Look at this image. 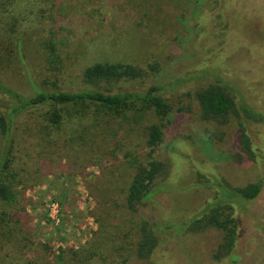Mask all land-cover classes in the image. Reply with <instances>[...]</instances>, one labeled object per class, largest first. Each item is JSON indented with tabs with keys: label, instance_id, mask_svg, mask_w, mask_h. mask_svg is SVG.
<instances>
[{
	"label": "rangeland",
	"instance_id": "obj_1",
	"mask_svg": "<svg viewBox=\"0 0 264 264\" xmlns=\"http://www.w3.org/2000/svg\"><path fill=\"white\" fill-rule=\"evenodd\" d=\"M12 25L24 60L0 70L6 87L32 96V82L41 87L46 78L57 76L62 89H77L88 65L123 62L145 74L114 83L115 89L162 86L160 94L173 110L163 120L147 112L136 122L130 113L129 119L109 118L111 123L96 128L89 118L80 123L67 118L60 130L51 132L52 142L46 129L36 131L43 128L37 124L43 110L20 118L16 165L23 168L17 179L22 182L20 207L26 210L20 215L27 241H3L0 264H56L54 256L63 249L101 246L106 238H118L122 245L133 240L139 223L157 221L160 212L151 206L140 207L133 220L122 205L123 189L136 171L129 162L133 157L147 160L152 123L164 124L155 158L167 164L158 180L171 176L176 187L166 193L172 213L183 212L191 185L212 173L234 186L263 183L260 196L240 217V258L233 264H264V167L242 155L238 119L227 124L204 120L196 97L219 79L236 102L243 100L264 115V0H0L1 33ZM49 42L56 43L62 58L55 75L48 69ZM256 126L264 148V121ZM75 127L79 133L73 136ZM254 129L252 124L251 134ZM176 142H182L194 165L169 175L174 166L167 148ZM212 194L207 188L194 189L193 205ZM205 234L213 244L220 240V231ZM193 246L195 256L188 258L186 249L170 243V264L186 259L194 264L201 247ZM123 256L108 264L145 261Z\"/></svg>",
	"mask_w": 264,
	"mask_h": 264
},
{
	"label": "trees",
	"instance_id": "obj_2",
	"mask_svg": "<svg viewBox=\"0 0 264 264\" xmlns=\"http://www.w3.org/2000/svg\"><path fill=\"white\" fill-rule=\"evenodd\" d=\"M14 27L12 25L4 34L0 31V39L4 37V41L0 40L3 42L0 43V70L24 60L21 38L13 35ZM48 46V62L51 65L48 69L55 75L60 71L57 64L62 58L56 43L49 42ZM144 74L143 68L134 64L96 62L84 69L83 81L79 88L62 89L57 83V76H49L41 87L32 82L35 88V94L32 96L10 89L0 80V248H4L1 245L3 241L7 245L16 238L20 243L27 241L20 215L26 210L25 207H20L19 186L22 182L17 179L20 169L23 170L16 165L18 153L21 152L16 136L18 120L28 113L34 114L43 110L39 115L41 119L37 122L43 128L36 131L42 132L46 129L49 141L52 140L51 132L54 129L60 130L67 118L78 119L79 123L89 118L93 128L101 126L103 122L111 123L109 118L129 119L130 113L134 114L132 118L136 122L147 112L155 113L163 120L172 112L173 105L160 94L162 86L145 85L140 88L115 89L114 83L140 79ZM196 97L204 120L227 124L232 119H238L242 155L264 167L263 147L258 138L259 130L256 129V125L264 121V115L243 103V100L241 104L236 102V97L225 86V82L219 79L199 90ZM252 124H255L256 132L251 134ZM73 131L74 136L79 133V128L77 130L75 127ZM164 134L163 123H152L148 127L147 160L142 162L133 157L129 162L136 171L132 179L127 181L123 189V203L120 202L129 218L133 220L138 217L137 210L143 206L159 210L160 218L153 223L146 220L139 223L133 240L127 239L122 245H118V238H106L101 246L90 243L79 249H63L54 256L56 264L117 263L123 255L145 260L141 264H170V257L174 254L168 252L170 243L186 249L188 258L195 256L193 253L197 250H194L193 244L198 243L201 249L199 248V255L194 264L237 263L240 258L237 245L242 234L240 217L260 196L263 183L259 181L234 186L224 180V177L209 174L206 181L191 185V194L184 204L185 209L183 212L180 209L174 214L167 205L166 193L176 187L171 183V176L163 181L158 180L167 172V164L155 158V151L162 144ZM180 144L182 142H176L167 148L169 160L174 166V171H169V175L179 174L182 169L194 165L188 151ZM197 173L204 175L198 171ZM196 188H207V192L213 193L197 207L191 200L192 192ZM207 230L221 232L217 244L207 240ZM197 237L200 238L197 240ZM181 264H189L188 259Z\"/></svg>",
	"mask_w": 264,
	"mask_h": 264
}]
</instances>
